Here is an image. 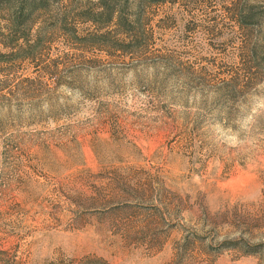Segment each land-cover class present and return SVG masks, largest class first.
Returning <instances> with one entry per match:
<instances>
[{
  "label": "rangeland",
  "instance_id": "1",
  "mask_svg": "<svg viewBox=\"0 0 264 264\" xmlns=\"http://www.w3.org/2000/svg\"><path fill=\"white\" fill-rule=\"evenodd\" d=\"M0 264H264V0H0Z\"/></svg>",
  "mask_w": 264,
  "mask_h": 264
},
{
  "label": "trees",
  "instance_id": "2",
  "mask_svg": "<svg viewBox=\"0 0 264 264\" xmlns=\"http://www.w3.org/2000/svg\"><path fill=\"white\" fill-rule=\"evenodd\" d=\"M20 14H22V13H20ZM18 18L20 19L21 17H19V15H18Z\"/></svg>",
  "mask_w": 264,
  "mask_h": 264
}]
</instances>
